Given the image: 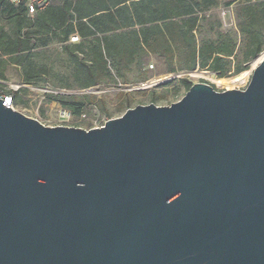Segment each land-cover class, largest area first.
I'll list each match as a JSON object with an SVG mask.
<instances>
[{
	"label": "water",
	"instance_id": "water-1",
	"mask_svg": "<svg viewBox=\"0 0 264 264\" xmlns=\"http://www.w3.org/2000/svg\"><path fill=\"white\" fill-rule=\"evenodd\" d=\"M259 62L89 130L0 99V264H264Z\"/></svg>",
	"mask_w": 264,
	"mask_h": 264
},
{
	"label": "trees",
	"instance_id": "trees-1",
	"mask_svg": "<svg viewBox=\"0 0 264 264\" xmlns=\"http://www.w3.org/2000/svg\"><path fill=\"white\" fill-rule=\"evenodd\" d=\"M48 1L44 10L29 15L25 0H0V81L9 83L10 67L21 73L20 88L9 90L14 107L25 105L20 99L29 92L24 85L51 82L47 97L74 118L110 115L108 96L90 93L106 85L120 90L117 109L126 112L132 102L124 86L135 69L134 86L173 77L159 87L177 84L176 96L182 88L190 90L188 74L196 70L243 85L249 74H238L264 51V0ZM222 6L235 19L227 28L218 13ZM53 45L67 56L63 73L42 60L59 52L50 50ZM151 60L157 66L149 65ZM136 92L147 95V90ZM150 94L151 103L168 97L156 90Z\"/></svg>",
	"mask_w": 264,
	"mask_h": 264
},
{
	"label": "rangeland",
	"instance_id": "rangeland-1",
	"mask_svg": "<svg viewBox=\"0 0 264 264\" xmlns=\"http://www.w3.org/2000/svg\"><path fill=\"white\" fill-rule=\"evenodd\" d=\"M227 1H231V0H224V2H227ZM218 13L220 15V18L223 21L224 28L230 27L234 24L235 19L233 18L231 12L226 10L225 6H222L221 9L218 10ZM74 43H77V42L74 41ZM51 49L52 51H59V52H52L50 57L44 58L42 60H44L49 66L54 64V68L63 73L67 65V63L65 62L67 56L66 54L60 52L61 50L60 45H53L52 48H50V50ZM57 53H60L59 54L60 60L59 62L54 63V60L57 57ZM263 58H264V51L261 55H259L256 59L252 61V64L250 65V68L247 71H244L238 74V75H241V74L248 73L249 75L247 76V82L236 88L224 87L223 85L225 84H222L220 86L217 85L215 83V80H217L218 78H216V76L209 71L208 72L194 71V73L189 75L188 78L192 82L193 85L194 83L211 84L219 92H223L225 90H233V89L234 90L245 89L251 81L253 69L256 67V65L260 63L259 61ZM150 64L157 66L155 60H151L149 65ZM20 74L21 73H20L19 68L10 67L8 69V73H7L8 81H9L10 86L13 89H17L18 87L20 88V84H19L21 80ZM238 75H233L230 78L237 77ZM184 76L185 75L181 77H184ZM137 77H138V71L135 69V71L129 77L131 80L130 84H127L126 86H124L125 91L131 94L130 100L132 104H131L130 109H134L136 108V106H139V105H144V106L150 105L151 104L150 91L152 90H156V94L159 97L165 94H167L168 96L165 100L158 99L156 102H154L155 105L160 106V107L170 106L171 104L177 103L186 95V90L183 88L178 92V94H176V96L174 95L175 87L178 86L177 84L175 86H168L165 88L159 87L160 85L158 84H160L161 82H164L165 79L169 77L161 78L158 80L154 79L150 81L149 84H144L140 87L134 86V84H136V82L138 81ZM224 83L228 85L227 82H224ZM50 84L43 83V84H37V85H24L29 91L27 94L22 93L20 95V99L21 101L25 103V105L15 106V110L23 113L24 115L30 118L38 119L41 123H43L46 126H49V127L58 126L57 125L59 123L58 122V111L59 109H61L62 106L47 97V93H50L51 91H53V88L51 87ZM141 89L147 90V95L139 94L137 92L135 93L136 90H141ZM119 92H120L119 89L112 87V86H107V85L106 87L99 88L98 90L92 89L90 93L97 94L100 96H108L107 98L108 99V110L110 112V115H105V113L99 112V114H95V115L92 114L90 116L87 115V119L83 117H75L74 119H75L76 125H73L71 127L83 128V129L88 130L90 128V125L88 124L89 122L91 123L92 121L103 122L105 121V119L110 120V119L121 118L126 112L120 111L119 109H117L119 105V101L117 100V93Z\"/></svg>",
	"mask_w": 264,
	"mask_h": 264
},
{
	"label": "built area",
	"instance_id": "built-area-1",
	"mask_svg": "<svg viewBox=\"0 0 264 264\" xmlns=\"http://www.w3.org/2000/svg\"><path fill=\"white\" fill-rule=\"evenodd\" d=\"M25 1L27 3L29 15H34L37 11L44 10L49 5L48 0H25ZM77 40L78 39L76 37L72 38V41H77ZM196 71H198V70H196ZM189 75H191V74H188V76ZM170 78H173V77H169L166 79H170ZM17 89H13L10 86V84L7 82L0 81V99L3 100V103L6 107H10V108L15 109L14 104H13V98H12V95L9 93V90H17ZM95 113H97V111H95ZM83 118L87 119L85 116ZM108 120L109 119H105V121H103V122L92 121V127L89 129L103 127L107 123ZM58 122H59L57 124L58 126L71 127L73 125H76L75 119H74L73 115L71 114V112H69L68 110H65V109H59V111H58Z\"/></svg>",
	"mask_w": 264,
	"mask_h": 264
},
{
	"label": "bare ground",
	"instance_id": "bare-ground-1",
	"mask_svg": "<svg viewBox=\"0 0 264 264\" xmlns=\"http://www.w3.org/2000/svg\"><path fill=\"white\" fill-rule=\"evenodd\" d=\"M258 61V60H257ZM224 81H221V80H219V79H217V80H215V83L216 84H218V85H222V84H226V83H223ZM238 86H240V85H238ZM238 86H235V85H229L228 84V88H236V87H238Z\"/></svg>",
	"mask_w": 264,
	"mask_h": 264
},
{
	"label": "crops",
	"instance_id": "crops-1",
	"mask_svg": "<svg viewBox=\"0 0 264 264\" xmlns=\"http://www.w3.org/2000/svg\"><path fill=\"white\" fill-rule=\"evenodd\" d=\"M223 81H224V82H227V84H229V83H228V82H229L228 80H223ZM224 82H223V83H224ZM225 85H226V84H225Z\"/></svg>",
	"mask_w": 264,
	"mask_h": 264
}]
</instances>
